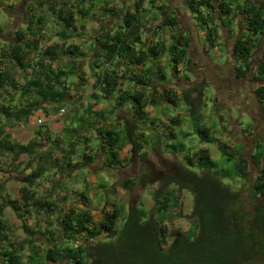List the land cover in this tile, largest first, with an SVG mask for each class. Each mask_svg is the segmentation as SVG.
<instances>
[{"label": "trees", "instance_id": "1", "mask_svg": "<svg viewBox=\"0 0 264 264\" xmlns=\"http://www.w3.org/2000/svg\"><path fill=\"white\" fill-rule=\"evenodd\" d=\"M94 1L32 0L27 6L30 15L25 17L26 25L13 34L4 52L0 54V158L6 155L17 157L25 154L39 164L30 174L21 178L16 177L23 183L17 199L19 202L6 199L3 194L4 184H0V264H24L20 253L24 248L29 252L28 264H32L33 258H37L39 264L56 262L65 255L68 256L71 264H252L257 260L256 257L259 258V262L262 257L264 263V218L257 215L253 225L246 226L244 230L239 228L241 218L246 216L245 212H247L241 208L240 193L221 183L217 165L205 149H200L184 158L186 167L196 168L199 174L181 167L177 175L164 177L161 188L152 193L156 214L154 217L142 206H130L122 229L117 232L115 222L119 217L118 210L103 211L101 223L95 225L89 211L71 208L57 215L63 242H60L61 239L47 228L40 232L30 229L24 222L22 229L28 238L19 243V247L9 241L8 227L3 218V210L6 207L11 208L23 221L32 218L33 212L41 217L51 215L57 211V207L36 197L34 180L40 179L52 168L59 169L63 173L65 169L75 170L85 167L93 158L85 150L81 156L82 164L65 162L59 165L58 161L51 157V151L54 149L53 145L59 143L61 149L62 144L58 139L50 141L48 130L34 131L32 140L20 144L10 140V135L4 129L6 122L26 124L29 117L41 109L42 105L64 107L71 100L68 78L77 74L79 82H86L82 70L87 63L90 78L94 80L91 86L93 91L103 94L102 98L114 100L116 108L131 104L130 120L123 131L98 132L101 138L99 146L109 152L108 163L112 166L118 164L116 154L125 145L132 146L135 154L141 146L136 142L137 122L145 120L146 107L155 104L153 98L148 99L145 95V90L152 86L151 72L156 70V79L159 81L166 79L161 66L156 62L162 55L167 54L169 67L175 74L178 73L180 65L189 62L187 59L189 38L185 37L174 38V42L169 46L158 42L153 47L147 48V51L135 50V45L141 43L142 28L148 24L142 16L143 13L148 12L143 8L144 0H135L131 11L116 10L106 6L107 3L104 4L102 12L118 20L120 25L115 30L103 29V32L96 37L95 48H91L92 56L87 57L80 51L79 46L69 45L67 40L79 36L81 28L77 27L78 19L83 20L90 11L85 3ZM155 2L156 0L148 2L152 9L160 11L165 9V7H157ZM186 5L198 27L205 32V45L208 50L216 46L217 24L226 27L224 25L226 21V24L230 25V17L236 14L242 16V19L245 17L243 24L244 30L249 34L248 38L264 34V6H256L253 0H186ZM175 25L176 18L172 16L165 17L160 23V27ZM45 26L52 27V35L58 38V42L48 41L44 44L42 38L47 31ZM228 31L231 32V29ZM0 32L2 33L1 30ZM46 39L50 40V37ZM251 47L248 41L237 40L234 43L235 53L245 52L244 63ZM146 57L153 64L142 76L133 75L132 67L141 65ZM120 61L126 63V66L122 70V75L118 77L116 70ZM6 63L11 67H7ZM10 68L18 69L22 74L30 71V74L25 75L23 80H18L13 76ZM238 71L242 72L241 66L238 67ZM129 74L133 75V79L129 80L135 87L140 84L143 87L133 92L130 89L117 90L118 81L125 80ZM261 76L264 77V64H261ZM200 88L198 85H193L191 91L182 92L181 99L184 103L194 106L195 99L191 98L190 94L196 92L198 96L196 100L199 99ZM114 94H117V97H113ZM169 95L174 94L169 92L161 97L165 98L168 104H174ZM255 95L261 100V104H264V86L258 88ZM196 133L201 141L214 144L227 162H233V177L246 178V164L240 157L237 158L239 152L230 153L219 140L209 139L206 129H198ZM169 137L173 138V134L169 133ZM38 140L48 143L49 147L51 145L44 154L39 150L36 151ZM167 147L172 154L182 153L185 148L182 144L167 145ZM72 151L73 147L66 153L71 154ZM62 153L65 151L62 150ZM263 154L262 144L255 143L252 159L258 167ZM63 159L68 158L64 156ZM27 169L25 167V170ZM172 185L176 188L170 189ZM131 186L129 179L122 184L125 191L130 190ZM183 189H187L193 196L190 227L185 232L170 235L166 222L168 218L175 217L174 210L178 207L177 194ZM261 195H264V168H260V174L254 179L252 188L248 192L251 201L257 200ZM84 198L82 196V199ZM254 210L258 211V206ZM46 225L50 226V224ZM36 233L44 237L47 245L43 256L39 254V248L33 245L32 239ZM102 234H106L105 239L110 241H98L91 253H86L82 245L74 243L81 237L92 240L98 239ZM71 242L74 244L68 247Z\"/></svg>", "mask_w": 264, "mask_h": 264}, {"label": "rangeland", "instance_id": "2", "mask_svg": "<svg viewBox=\"0 0 264 264\" xmlns=\"http://www.w3.org/2000/svg\"><path fill=\"white\" fill-rule=\"evenodd\" d=\"M31 1L32 0H0V30L2 31V33L0 32V54L4 52L7 42L11 41L13 34L26 25L27 22L25 21V17L30 15V13L27 11V6ZM149 1L150 0H144L143 4V8L145 10L148 9L147 11L152 10L150 4L148 3ZM158 1H160L162 4H165L164 6H166L167 13H171L173 11L175 12L174 14L177 20L176 24L179 25L181 33L186 32L189 37H191L192 32L190 30L193 26V33L199 34L201 32L198 27V23L194 20V16L187 9L186 0ZM106 3L108 4L106 6H110L116 10L125 9L131 11L134 0H95L93 3H85L86 7H88L90 11L83 20L78 19L77 27L82 28V32L79 31V36H77V39L96 38L103 32V29L115 30L116 27L120 25L118 20L106 17L102 12L101 9ZM147 13H152V15H148V18L144 16L146 18L145 21L148 23V25L146 24L147 27L145 28L144 36L151 38L155 32L156 36L154 35L153 37H158V40L164 38L165 32L163 31H167L169 29L167 27H160L161 31L159 30L158 32V29H160L158 27L163 20L162 14L159 12L154 13L152 11ZM233 17L236 19L238 29H241L243 26L242 24L240 25L242 16L236 14ZM236 22H230V25H227V22L224 21V25L226 27H222L220 24H217L216 46L211 50H206V53H208L206 57L201 55V48L205 38L202 39L198 36L194 41L195 47L192 46V48L190 47L188 49H191L189 51V55H187L189 62L186 65H180L177 70L178 73H172L166 56L162 55V57L156 62L161 66V70L164 73L166 79L164 81H159L157 79L153 80L154 92L152 98L155 101V104L150 105L147 109V112L153 114V118L157 121L159 120V122L162 121L161 118H170L174 121L178 120L180 124L171 125L169 123L170 121H167L166 124L168 125L169 123L171 126L166 125L165 129L159 124V122L157 124L156 121L153 122L151 119L152 117H150L147 123L141 126L142 128H146L147 126L149 132H153L154 135L152 134L153 136H149L148 142L146 143L145 141V143L151 148L155 146L157 150L141 153L140 155H133L131 150H126L124 156H121V159H119L118 162L122 168V177L118 180L122 182L124 178L131 177L133 179L130 190L126 192L123 191L124 194H122L121 200L120 198H111L107 200L105 199V195L107 193L106 190H98L99 186L100 188L112 189L111 177L115 176L116 174V172L113 171H106L104 173L96 174L98 171L106 168V164H110L108 163V160L110 159L109 157L107 160L105 159L102 162L99 155L95 154L94 157L91 155V150L95 146L99 145L101 141V138H97L95 133V124L97 119L95 117L98 115L91 109H87V111L84 113L79 106L73 107L71 103H66L65 106L61 108L64 109L65 114L60 116L57 120L63 121L66 129L58 130V132L55 134L54 139H58L62 145L60 149L59 143L55 146L52 144L54 149L51 151V157L58 161L59 165L65 162H69L71 164H82L83 160L81 156L84 152V149L86 148L85 139L87 138V143L89 145L88 148L91 149L87 154L93 158L94 162L88 164L85 167H80L74 170L73 174H75L76 177H74L75 182L72 185L67 183L69 179H66V175H63L66 173L68 174L71 170L65 169L62 174L59 169H49V172L46 175L40 179L34 180L33 185L38 190L36 191L37 196L39 197L44 193L41 191V189H47L46 191H48V186L44 185H57V188L60 186H65L66 188L64 191L67 193L66 196L71 194L70 202L75 200L77 204H71L68 203V201H66L67 203L63 202V198L61 199L60 197L61 193H58L60 198L54 200L58 208V213H60L62 210L67 211L69 207L71 208L73 206L79 207V209H87V211H89V213L92 215L93 223L98 225L103 219V211L111 212V210L116 209L119 212V217L115 222V230L118 232L122 229L124 221L127 218L129 207L140 206L138 202L140 201L142 195H147L146 197L151 198L152 200L151 195L155 191L153 190V186L157 187V189L161 188L163 185V179L166 175L171 176L177 174L181 167L192 170L193 172L199 174L200 172L196 170V168L190 169L189 166L186 167L184 158L185 156H190L196 153L198 150L204 148L210 151V158L217 165L216 169L218 172H220L219 180L221 183L228 186L231 190H235L240 193L242 199L241 208L246 209L248 212L252 202H247L245 198L248 191L252 188L253 179L259 173L260 167L264 166V158L262 159L259 167L257 166L258 169L251 171V173H249L244 180L236 179L237 177H233V162H227L215 147H213L210 143L208 144V142H205L204 140L201 141V138L196 133L198 129H206L208 131L207 137L209 139L213 141L219 140L221 144L227 147L230 153L241 151V154L237 158L243 156L244 158H248L250 162L253 161L252 155L254 153L251 147V140L256 141L258 139V141L264 143V104L258 105L256 102V96L252 92V87H250V85L248 86L246 81L241 89L240 95L235 100H233V97L230 96L228 81L231 64L229 60V54L232 43L235 40L234 25ZM46 27L47 26H45V28ZM228 29H231V32H229ZM46 30L47 31L45 33L47 35L44 33L45 36L42 38L44 44L48 41L55 43L59 41L58 38L53 37L51 26H48ZM189 32L191 33L189 34ZM245 32L246 34L244 33V35L249 37V34L246 30ZM47 37H50V40L46 39ZM192 38H194L193 35ZM68 41L70 42V39L67 40V43ZM197 41L198 43H196ZM263 42L264 34L261 37V60L264 59V54L262 52V49L264 48ZM259 57L260 55L258 53L255 54L254 58H252L251 64L259 60ZM212 60L215 61V64L211 62ZM124 68L125 67H123V69ZM87 80H90V84H94V80H92L90 76ZM77 82L78 79L74 78L73 76L68 78V83L70 85H76ZM193 85H198L201 87L199 89L201 93L199 99L196 100L198 97L196 92L190 94V97L195 99L194 106L184 103V101L181 99L182 92L189 91ZM165 89L170 90V92L175 95H169V98L174 101V104H168L165 98L162 99V97H160L161 94H164L163 92ZM179 90L180 93H177ZM175 93H177V95ZM115 97H117V94ZM108 101H111V99ZM106 104L109 105L108 103ZM130 106L131 105H124V107H122V112L118 117H130ZM17 107L18 109L20 108L19 105ZM115 108L116 105H113V109ZM103 114L107 120L111 122V117L109 114H106V111H103ZM104 115H102V117ZM7 123L8 122L5 124ZM110 128L113 129L114 127L111 126L109 129ZM4 129L10 135V140L12 142L26 144L34 138V131L42 132L46 129V126L44 123L42 125H36V127H32V125L29 124L23 125L10 122L5 126ZM121 129L120 131H123V129ZM118 130L119 128H116V131ZM235 130H237L240 135L244 133V135L247 134V136L242 138L240 135L238 136L236 134ZM85 131H91V137L87 136V134L85 135L83 133ZM171 131L174 133L173 138L169 137V133ZM254 132L255 134H253ZM184 134L189 135L185 136ZM13 136H15V138ZM141 140H143L142 137ZM37 143L38 144L35 147L36 151L39 150L41 154H44L51 147V145L49 147L48 144L39 140ZM179 144L184 145L185 148L183 152L177 155L175 158L169 154L167 145ZM72 147V155L62 153V150L66 152ZM66 155L69 160L63 159V157ZM115 165L116 167L119 166L117 164ZM115 165L108 166L112 168ZM38 166L39 164L35 159H31L25 154H21L17 157L6 155L0 158V184H4L3 194L5 195L6 199L18 201L17 199H19L20 190L23 187V183L18 181V178L16 177L21 178L23 175H28L35 171ZM25 167L28 169L25 170ZM90 176L94 177L96 180L95 183L87 182V178L89 179ZM61 183L64 184L59 185ZM147 183L150 185H146ZM145 187L148 188L144 194ZM171 187L176 188L174 185ZM61 191L62 188L60 187L58 192ZM56 192L57 191H55V194ZM88 194H94L95 197H97L92 199ZM177 195L178 207L174 210L175 217L168 218L166 222V226L170 231V235H174L176 232H185L190 227L189 218L192 213L193 196L187 189L178 191ZM82 196L85 198L80 199ZM78 200H82L80 201L82 202V205H78ZM151 200L146 201V204H144L142 208L145 209V206H151L150 208L147 207V213L154 217L156 214L153 207L154 203H152ZM100 203L104 206H101ZM31 211H33L32 208ZM32 214V218H28L23 221L18 218L11 208L6 207L3 210V218L6 226L8 227L7 233L9 235V241L13 242V245L18 246L19 243H22L28 238L22 229L23 222L30 229L39 230L40 232L47 228L61 239L60 242L64 241L62 240V233L60 232V228L58 226L57 216H53L52 219L49 220V215L47 217L44 216L42 219V217L39 215L34 216V212ZM46 224H50L51 228L49 229L48 225ZM105 235L106 234H102L98 239L94 238L92 240L81 237L78 238V240L74 243L75 245H82L86 250V253H91L93 246H95L98 241H110L105 239ZM32 241L33 245L39 248V254L43 256L47 249L44 237L36 233ZM169 242H171V240ZM74 243L71 242L67 246L71 247ZM64 246H66V244ZM20 253L23 263L28 264V250L24 248V250L20 251ZM31 263L39 264L37 258H33ZM44 264H71V262L68 260V256L65 255L56 262H45ZM252 264L260 263L252 262Z\"/></svg>", "mask_w": 264, "mask_h": 264}, {"label": "crops", "instance_id": "3", "mask_svg": "<svg viewBox=\"0 0 264 264\" xmlns=\"http://www.w3.org/2000/svg\"><path fill=\"white\" fill-rule=\"evenodd\" d=\"M135 1V0H134ZM156 4V6L157 7H165V9L163 10V11H160V10H157V9H152V10H150V11H152V12H154V13H160V14H162V16H163V19L165 18V17H168V16H172V17H174L175 18V12L173 11V12H171V13H167V11H166V6H164L165 4H162L160 1H158V0H156V2H155ZM261 6H264V0H261ZM148 10V9H147ZM146 10V11H147ZM150 11H148V12H150ZM147 14V15H146ZM171 14V15H170ZM106 17H109L108 15H106V14H104ZM148 15H152V13H147V12H145L144 14H142V16L144 17V16H146L147 18H148ZM110 19L112 18V17H109ZM145 18V17H144ZM146 19V18H145ZM176 23H177V20H176ZM148 25V24H147ZM147 25H145V27L144 28H142V30H141V33H140V35H141V43H140V45H135V50H141V51H147V48H149V47H153L155 44H157L158 42H163V44H165V45H170V44H172L173 42H174V38H183V37H185V38H189V46H188V49L191 47L192 48V46L193 47H195V45H194V41H195V39L199 36V37H201L202 39H204L205 38V32L204 31H202L200 28V30H201V32L199 33V34H197V33H193L194 31H192V29H193V27H191V32H192V35L194 36V38H192V35H191V37H189V35L186 33V32H182L181 33V31H180V29H179V25H175L174 27H167L169 30H167V31H163V32H165V37L164 38H161L160 40H158V37H153L154 35H155V32L153 33V36H151V38L150 37H146V36H144V31H145V28L147 27ZM82 27V26H81ZM197 27V26H196ZM158 28H160V25H159V27ZM161 28H163V27H161ZM161 28L160 29H158V32H159V30L161 31ZM82 29V28H81ZM81 29H80V31H81ZM107 30H111V29H107ZM82 32V31H81ZM80 32V33H81ZM191 32H189V34L191 33ZM156 33H157V31H156ZM156 36V35H155ZM157 36H160V35H157ZM98 37V36H97ZM8 43L9 42H7V45H8ZM196 43H198V41L196 42ZM68 44L70 45V44H73V45H76V46H79V48H80V51L81 52H83L87 57H91L92 56V53H91V48H95V46H96V38H92V39H85V38H80V39H77V36H74V37H72V38H70V42L68 41ZM202 44V43H201ZM7 45H6V47H7ZM216 45V44H215ZM191 50V49H190ZM190 50H188V54L187 55H189V51ZM206 50L208 51V48H206V45H205V41H204V43L202 44V48H201V55H203V57H206L207 56V54L208 53H206ZM206 53V54H205ZM164 56H166V59H167V61H168V55L166 54V55H164ZM69 59H67V61H68ZM86 60V59H85ZM213 64H215V61H211ZM115 63H117L116 61H115ZM153 64V62L148 58V57H146L145 58V60H144V62L141 64V65H138V66H133L132 67V70H133V75L134 74H138V75H140V76H142L143 74H144V71L148 68V67H150L151 65ZM6 66L7 67H11L10 66V64L9 63H6ZM126 66V63H123L122 61H120L119 62V64H118V68H117V70H116V73H117V76L118 77H120L121 75H122V70H123V67H125ZM10 71H12V74H13V76L14 77H16L18 80H23L24 78L23 77H25V75H28V74H30V71H27V72H25L24 74H22L18 69H11L10 68ZM82 72L84 73V78L86 79L85 81L86 82H77L76 83V85H74V84H69L70 85V91H69V95H70V97H71V100H70V102H68V103H71V105H73V107L75 106H79L80 108H81V110L85 113L86 111H87V109H91L94 113H96L98 116L97 117H95V118H97L96 119V124H95V133H96V135H97V138H99V136H98V132H104V131H106V130H114V131H116V128H119V130L118 131H116V132H120V129L122 128L123 130H124V126L127 124V122H129V120H130V118L129 117H126V118H123V117H118V116H120L119 114H121V112H122V107H119V108H115V109H113V105H115V102L111 99V98H109V99H105V98H102V97H104V95L103 94H101V93H99V92H95V91H93L92 90V88H91V85L92 84H90V80L88 81L87 79H88V77L90 76V71H89V66H88V64L87 63H85L84 64V68H83V70H82ZM79 73V72H78ZM133 75L132 74H129L127 77H126V79L125 80H119L118 81V89L117 90H127V89H130V91H139V88H141V87H143L141 84L139 85V86H134V83L133 82H131V80H129V79H133ZM151 75H152V79L154 80V78L156 79V76H157V72H156V70H153L152 72H151ZM147 76H148V74L146 75V78H147ZM74 78H77V74H74V76H73ZM152 83V86H151V88H145L146 90H145V95H146V97L148 98V99H152V96H153V92H154V90H153V81L151 82ZM164 92L165 93H169L170 92V90H164ZM163 92V93H164ZM164 93V94H165ZM170 93H172V92H170ZM177 93H180V90H179V92L177 91ZM177 93H175L176 95H177ZM164 94H161L160 95V97L161 96H164ZM179 95V94H178ZM116 96V94H114V97ZM173 96H175V95H173ZM111 99V101H108V100H110ZM67 103V104H68ZM106 103H108L109 105H107ZM113 104V105H112ZM127 105H131V104H127ZM149 106L150 105H148L147 107H146V109H145V113H146V115H147V117H146V119L145 120H143V121H141V122H137V125H138V130L135 132V135H136V142L137 143H140L141 144V146H140V148H139V150H137V152H136V154L135 153H133V149H132V146H130V145H125L124 147H123V149L121 150V151H119L117 154H116V156H117V161H119V159H121V156H124V153L126 152V150H131V152L133 153V155H140L141 153H147L148 151H152V150H157L156 148H155V146H153L152 148L150 147V146H147V142H148V137L150 136H153L154 134H153V132H149V129H148V127L146 126V128L145 127H141V126H143L144 124H146L147 123V121H148V119L150 118V117H152L151 119L153 120V122L154 121H156V124L159 122V120L157 121V120H155L154 118H153V114H151V113H148L147 112V109L149 108ZM61 108H63V107H61ZM61 108H59V107H57V106H55V105H52V104H50V105H42V108L41 109H39V110H37V111H35L33 114H32V116H30L29 117V119H28V122L26 123V124H29V125H32V127H36V121L38 120V119H41L42 121H43V123L45 124V126H46V130H48L49 132H48V139L50 140V141H53L54 140V136H55V134L58 132V130H65L66 129V127H65V125H64V122L63 121H58L57 119L60 117L59 116V109H61ZM67 108H69V107H67ZM113 109V110H112ZM103 111H106V114H109V116L111 117V122L109 121V120H107V118L105 117V115L103 114ZM149 114V115H148ZM102 115H104L103 117H102ZM170 118H161V122H159V124L160 125H162L164 128L166 127V123H167V121H170L169 123L171 124V125H177V124H180V122L177 120V121H174L173 119H170ZM172 121H174V122H176L175 124L172 122ZM9 123V122H8ZM7 123V124H8ZM169 123H168V125L167 126H171V125H169ZM158 124V125H159ZM24 125V124H23ZM111 126H113L114 128L113 129H109V127H111ZM236 126H237V123H236ZM235 126V127H236ZM121 129V130H122ZM166 129V128H165ZM236 129V128H235ZM236 131V134L239 136L240 135V133L237 131V130H235ZM85 135L87 134V136H90V134H91V131H85V132H83ZM170 133H172L173 134V136H174V133H173V131H171ZM153 134V135H152ZM84 135V136H85ZM184 135H189V134H184ZM242 138H245L246 136H247V134H245L244 135V133H242L241 135H240ZM14 138H15V136H13ZM91 137V136H90ZM141 137L143 138V140H141ZM97 140H99V139H97ZM101 140V139H100ZM85 141H87V138L85 139ZM145 141H146V143H145ZM101 142V141H100ZM48 144V143H47ZM213 147H215L216 148V146L214 145V144H211ZM48 146H49V144H48ZM88 143H86V148L84 149V151L86 150V153H88L89 152V150H91L90 148H88ZM204 149V148H203ZM70 150V149H69ZM205 150H207L208 152H209V154H210V151L208 150V149H205ZM159 152V151H158ZM66 153V152H65ZM95 154H97V155H99L100 157H101V160H102V162L106 159H108V157H109V152L107 151V150H102L101 148H100V146L99 145H97V146H95L92 150H91V155H93V157H94V155ZM162 154V153H161ZM169 154L171 155V156H173V157H177V155H179L180 153H178V154H172V153H170V151H169ZM69 155H72V153L71 154H69ZM163 155V154H162ZM67 156V155H66ZM179 157H181V156H179ZM68 158V157H67ZM67 160H69V158L67 159ZM180 160V159H179ZM94 162V160L92 161V162H90L89 164H91V163H93ZM109 165V164H108ZM107 164H106V168H104V169H102L101 171H98L96 174H100V173H104V172H108V171H113V172H116V174H115V176H112L111 175V173H110V175L112 176L111 177V183H112V189H106V188H100V186H99V189L98 190H100L101 189V191H104V190H106V195H105V199H111V198H120V200H121V198H122V194H124L123 193V191L124 192H126L123 188H122V184L124 183V181L125 180H130L131 181V183L133 182L132 180V178L131 177H129V178H124L123 179V181L122 182H120L118 179L119 178H121L122 177V171H121V167H120V163L118 162V164L117 165H119V166H117L116 167V165L114 166V167H112V168H110L109 166H108ZM108 167V168H107ZM77 169V168H76ZM75 169V170H76ZM49 172V171H48ZM48 172H46L44 175H46ZM73 172H74V170H71L68 174L66 173V174H63V175H66V179H69L68 181H67V183H69V185H72V184H74V182H75V178L74 177H76V175L75 174H73ZM53 173V172H52ZM43 175V176H44ZM93 175V174H92ZM42 176V177H43ZM66 179H65V181H66ZM87 182H96V180L94 179V177L93 176H90L89 177V179L87 178ZM62 184H64V183H61V184H59V185H62ZM146 185H150V184H146ZM44 186H48V191H46L47 189H41V191L42 192H44L41 196H39V198H41L42 200H46V201H48L49 203H53V205H56L55 204V202H54V200L55 199H57V198H60L61 197V199H62V201L63 202H66V201H68V203H71V204H77V202H75V200L73 201V202H70V199H71V194L69 195V196H66L67 195V193L64 191L65 190V186H60L61 188H62V191L61 192H58V190H59V188H57L56 186H53V185H44ZM76 186V185H75ZM70 187V186H69ZM149 187V186H148ZM147 187V188H148ZM34 188H35V190L36 191H38L37 190V188L34 186ZM146 187H145V190H144V194H145V192H146V189H147ZM150 188V187H149ZM170 189H174V188H172L171 186L169 187ZM144 189V188H143ZM153 190H157V187H155V186H153ZM55 191H57L56 192V194H55ZM58 193H61V196L59 197L58 196ZM89 196H90V198H92V199H95L96 197H95V195L94 194H88ZM147 195H142L141 196V198H140V201L138 202L139 203V205L140 206H143L144 204H146V201H150L151 200V198H148V197H146ZM152 196V195H151ZM36 197L38 198V196H37V194H36ZM107 197V198H106ZM89 198V199H90ZM80 199H82V197H80ZM77 200V199H76ZM86 200V199H85ZM79 202H78V205H82V202H80V201H82V200H78ZM141 201H142V203H141ZM151 202L153 203V200H151ZM67 203V202H66ZM100 205L101 206H104V205H102L101 203H100ZM56 207H57V205H56ZM148 208H150L151 206H147ZM146 206H145V209L144 210H146L147 211V208ZM71 208H76V210L77 209H79V207H75V206H73V207H71ZM70 207L68 208V210L69 209H71ZM58 209V208H57ZM67 210V211H68ZM80 210H85V211H87V209H80ZM62 211H64V212H67V211H65V210H62ZM112 211V210H111ZM107 212V211H106ZM36 215V214H35ZM34 215V216H35ZM58 215V211H56V212H54V213H52L51 215H49V220H51L52 219V217L53 216H57ZM91 215V214H90ZM40 216V215H39ZM92 216V215H91ZM44 217H42V219H43ZM167 224V223H166ZM45 227H46V225H45ZM48 228L50 229L51 228V226H48Z\"/></svg>", "mask_w": 264, "mask_h": 264}, {"label": "flooded vegetation", "instance_id": "4", "mask_svg": "<svg viewBox=\"0 0 264 264\" xmlns=\"http://www.w3.org/2000/svg\"><path fill=\"white\" fill-rule=\"evenodd\" d=\"M254 3L256 6H261V0H254ZM243 21H245V17L242 19V21H240V25L242 24L243 26L241 27V29H238V24L236 22V19L231 16L230 17V22H236L234 25V31H235V40L232 43V46L230 48V54H229V60H230V76H229V89H230V96L233 97V100H235L241 92V89L244 85V83L247 81L248 86L250 85V87H252V92L255 95L256 90L258 88H261V86H264V77L261 76V64H264V59L261 60V35H259L258 37H253V38H248L246 35H244V33L246 34L245 30H244V24ZM239 23V22H238ZM244 30V32H243ZM237 40H241L243 42L248 41L251 44V48L249 53L246 54V60L244 63V54L243 53H235L234 50V43ZM264 43V42H263ZM248 48L249 46L246 45ZM262 52L264 54V48L262 49ZM259 54V60H257L256 62L251 64L252 58H254L255 54ZM242 55V56H241ZM255 60V59H254ZM242 68V72L239 73L238 71V67ZM256 96V95H255ZM256 102L258 103V105H261V100H259L256 97ZM243 102V101H242ZM253 102V101H252ZM255 134V132L253 133ZM252 136V135H251ZM251 147L254 151V145L258 141V139L256 141L251 140ZM262 144V146L264 147V143L260 142ZM239 154H241V151L239 152ZM264 158V154L261 157V162L262 159ZM240 159L242 161L245 162L246 164V177L248 176L249 173H251V171H255L258 169L257 165H255L252 162H250V160L248 158H244L243 156L240 157ZM260 168H264V166H261ZM260 174V169H259V173L256 175V177ZM161 175V174H160ZM177 174L174 175H166V176H170L173 177ZM255 177V178H256ZM254 178V179H255ZM236 179H241L240 177H237ZM253 179V181H254ZM244 180V179H242ZM251 190V189H250ZM249 192V191H248ZM246 201L247 202H252V205H250V210L246 213V216H243L241 218V221L239 223V228L244 230L246 226L250 227V225H253V221L254 218L258 215L261 216L262 218H264V195H261L260 197H258L257 200L251 201L248 197V193L246 195ZM256 206H258L259 210L255 211L254 209L256 208ZM261 208V209H260ZM243 211H246V209H243ZM255 259H257L255 262H259L258 261V257H256ZM260 264H264L262 257H261V262H259Z\"/></svg>", "mask_w": 264, "mask_h": 264}, {"label": "built area", "instance_id": "5", "mask_svg": "<svg viewBox=\"0 0 264 264\" xmlns=\"http://www.w3.org/2000/svg\"><path fill=\"white\" fill-rule=\"evenodd\" d=\"M64 114H65L64 109H59V116H63ZM36 124H37V125H42V124H43V121H42L41 119H38V120L36 121Z\"/></svg>", "mask_w": 264, "mask_h": 264}]
</instances>
